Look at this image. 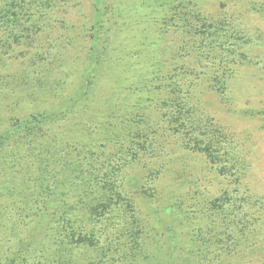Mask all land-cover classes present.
<instances>
[{
	"label": "trees",
	"instance_id": "1",
	"mask_svg": "<svg viewBox=\"0 0 264 264\" xmlns=\"http://www.w3.org/2000/svg\"><path fill=\"white\" fill-rule=\"evenodd\" d=\"M228 1L93 0L59 44L55 0H0V264H264L246 150L199 100L246 59Z\"/></svg>",
	"mask_w": 264,
	"mask_h": 264
},
{
	"label": "rangeland",
	"instance_id": "2",
	"mask_svg": "<svg viewBox=\"0 0 264 264\" xmlns=\"http://www.w3.org/2000/svg\"><path fill=\"white\" fill-rule=\"evenodd\" d=\"M223 1L194 0L201 11L215 17L222 13ZM55 2L57 7L52 12V19L57 21L55 28L59 37L54 39L59 44L62 41L66 43V39L71 37L73 27L78 31L84 23L87 22L88 25L91 21L94 16L93 0ZM225 10H229L227 13L243 33L246 40V59L235 67L236 72L228 82L224 96H219L209 86L203 85L199 87V100L207 107L215 121L235 135V143L246 150L250 163V190L258 196H264V0H230ZM15 48L14 55L3 58L6 65L2 72L15 73L21 69L24 59L18 56V51H22L23 46ZM202 163L200 158L193 157V171H199ZM168 175H165L167 185H174L173 176ZM201 175L206 176V173ZM202 188L205 196L209 197L220 187L213 180L202 184Z\"/></svg>",
	"mask_w": 264,
	"mask_h": 264
}]
</instances>
